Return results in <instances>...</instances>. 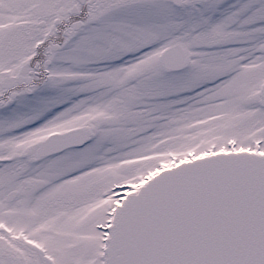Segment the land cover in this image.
<instances>
[{
	"label": "snow or ice",
	"instance_id": "obj_1",
	"mask_svg": "<svg viewBox=\"0 0 264 264\" xmlns=\"http://www.w3.org/2000/svg\"><path fill=\"white\" fill-rule=\"evenodd\" d=\"M0 264H264V0H0Z\"/></svg>",
	"mask_w": 264,
	"mask_h": 264
}]
</instances>
